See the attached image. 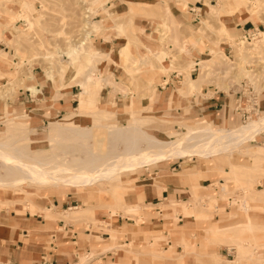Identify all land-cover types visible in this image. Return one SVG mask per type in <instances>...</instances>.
I'll list each match as a JSON object with an SVG mask.
<instances>
[{
  "label": "rangeland",
  "instance_id": "rangeland-1",
  "mask_svg": "<svg viewBox=\"0 0 264 264\" xmlns=\"http://www.w3.org/2000/svg\"><path fill=\"white\" fill-rule=\"evenodd\" d=\"M124 1L0 0V43L8 46L7 52L1 50L2 46H0V142H12L18 139L17 143L14 144L15 147L19 148L22 145L29 146L30 144L32 152L37 147H43L51 150V152L59 153L57 149L62 146L61 144L70 143L80 144L81 146H86L87 144V148L91 150L97 147L105 153L113 152L119 154L122 153L123 143L113 140L115 138L110 132L107 133L106 131H112L113 129L120 130V132L131 130V135H134L133 128H135L139 131L144 130L148 135L159 139L170 140L186 132L187 128L185 125L193 124L192 126L194 127L221 128L224 122L228 121L230 125L225 128L230 129L264 115L263 110L257 116L251 115L247 119L242 117L243 110H246L249 114L252 109L251 96H254L258 101L261 100V102L264 100V67L261 68L262 64L255 62L253 58H247L245 62L240 64L241 66L236 67V65H233L237 61L236 54L238 53L235 43L243 39L242 36L245 32L243 30H239L237 34L230 32V27H235V23L239 24V26L237 25L238 27L245 26L246 30L252 28L249 32H255L256 39H247L244 44H249V46L256 44L259 47L257 41L261 39V36L258 33L260 31L264 32V0H245L248 4L251 3L253 5L255 3L256 12L249 13L247 16H242L238 12L223 13L219 20L215 17L207 19V13L211 5H218L222 0H198L200 3H196L197 6L206 2V7L202 8V17L209 22L207 28H200L199 23L190 28L186 27L177 23L174 18L168 17L163 12L158 15L155 12H142L141 7H151L148 4H142L138 7L130 6L127 12L120 13ZM145 1L153 2V0ZM195 2V0H188V3L192 5ZM196 10L199 9L196 8ZM33 11L38 13L39 17V21L33 24L34 27L31 28L30 26L28 28L24 23L20 25L21 21L19 19L21 18L19 17L22 13L30 12L33 14ZM14 15L17 16V19L19 18L18 21L13 20L12 17L16 18ZM30 17L32 18L33 15H30ZM232 21L233 24H231ZM93 22L95 23L93 24ZM148 22H151L154 26L152 36L159 39L158 45L153 46V48L148 44L147 35H144L142 33L143 30L139 29V27H143ZM220 22L227 26L228 35L231 38L226 34H220L218 31ZM7 31H10V34ZM79 41H84L85 43L79 47L78 53L67 57V51ZM101 45L102 47L105 45L110 46V50L112 48L116 49L112 54L119 59V62L113 64V66L118 67L123 74L129 75V81L125 80L123 83L116 81L111 75L106 77L101 75L100 69L103 61L111 62L109 61L111 53L106 54L99 51ZM129 45L132 48L131 52ZM182 45L185 47L186 53L181 51ZM146 46L150 48L151 52H156L159 49L164 50L167 53V60L158 62L155 58L156 56L154 57L146 51ZM124 47L127 49L126 55L121 53ZM212 48L221 50V58L210 57L209 53ZM192 49H195L193 52L194 57L189 55ZM15 54H17L19 59L16 64H13ZM85 57L89 59L86 60ZM207 58H210V60L205 61L206 66L199 68L196 65L194 67L195 71L191 75L188 67L189 59L192 61H203ZM78 59L80 62L76 61ZM161 65H165L167 68L160 69ZM16 66L18 67L16 68ZM152 68L160 70L166 76L173 71L180 73L181 83L173 82L175 87L184 83L187 74L190 73L191 77H198L200 84L202 83L200 89L192 92H179L178 95L187 98L191 95H201L202 87H204L207 90V95L212 94L214 91H219L225 95L229 99L230 107L224 111V116L223 114L222 116H213L216 123L214 126L202 124L201 122L182 123L180 121L183 120L180 118L163 117L162 114L164 112L155 113L152 111L146 113V110L150 109L142 106L145 104L144 100L149 99L152 94L149 87L150 70ZM86 75H92L93 79L87 82V94L82 95L85 112L77 118H79L81 126L91 127L95 124L100 129L99 131L101 132L94 131L95 133H100L97 140L93 139L92 141L88 138L79 140L71 136H58L54 140L48 141L46 134L49 122L60 120L63 115L57 116L43 113L47 116V119L43 121L35 119L32 114L33 111H29L34 118L32 120L28 114L22 112L23 110H30L31 106L24 105V107H20L15 103L20 92L31 85L36 86L38 89L43 87L44 95H48L52 90H57L61 96L68 94L69 98L73 100L67 109V114L64 115L68 116L75 113L80 107L81 102L78 100V94L81 91V87L79 83L84 80ZM154 75L156 74L154 73ZM118 80H121V77ZM243 83L250 87L251 94L246 91L247 88L243 86ZM105 85H111L116 92L121 94H126L128 91L131 92V95L134 93V107L137 112L131 111L130 113L126 112L128 114L117 115L115 106H113V111L104 112V109L102 110L101 108L108 106L105 102L102 103V106L97 103L94 104L96 101L98 102V100L95 101V98ZM39 97V99H44L43 95H39ZM169 107L174 106L171 105ZM140 117L149 118V120H143ZM9 118H12L14 122L27 125L28 128L21 133L15 132L9 136V133H7L9 129L7 120ZM135 119L138 121H135ZM137 135L139 136L140 133H135L134 136L137 138ZM28 138L31 140L28 141ZM252 138L242 142L238 149L243 150L247 147L252 148L255 146H259L258 149L260 150L264 148V131L257 133ZM110 146L111 148H109ZM52 147L55 150H52ZM54 153L49 156H53ZM228 155L229 153L225 151L209 157L211 160L205 168L212 173V186L208 187L209 191L201 197L198 188H196L197 186L193 183L190 189L193 195V205L190 208L187 204H185V208L176 205L175 212L164 213L163 205L161 206L163 212H161V216L174 222L173 226L167 229V237L162 234L163 231H146L144 233L147 237L145 236L141 243H138L137 240L134 242L136 238L134 234V237L126 244L124 242V231L118 229L121 233L120 238L117 245L114 246L112 244L111 247L115 253L123 252L126 254L127 262L125 264H164L163 261L165 259L170 260L166 264H183V259L184 264H229L225 263V259L232 260L236 257L235 247L233 245L229 246V244L237 241L244 248L252 249L254 252L258 251L264 255V195L261 194L262 192H252L254 189L256 191L264 189V159L250 162L243 153L233 152L232 157L235 161L230 164ZM200 159L192 155L183 159L168 158L165 162L184 160L186 165H191L198 163ZM215 163L218 165L216 169L220 170L219 174L213 168ZM152 166L156 167L157 163L148 167L137 168L133 170L134 172H122L119 178L112 181V183L119 184V188L123 185L122 193L124 196L137 183V178L143 172V169H148ZM120 177L123 182H121ZM218 178L222 179V181L218 182ZM106 186V183L99 182L83 187L84 191H80L83 195L91 194L89 198L87 197V200L89 205L95 210V215L88 213L83 217L74 219V216H70L64 211L59 216L73 218L70 221L77 224L80 223L84 227L90 225L91 229L95 230H98L97 227L99 225L108 235H110L111 228L100 222L97 217L98 212H102L104 215L111 214L113 215L112 218L115 219L117 212L121 211L123 216L134 219L137 224L141 222L148 223L150 216H154L156 219L159 218V213L150 214L152 212L151 209H153L150 205H138L140 207L139 210H131L129 206L125 205L121 206L117 203L119 190ZM214 188H216V192L213 191ZM76 189L81 188L66 185L44 187L27 183L24 190L32 191L33 193H24L16 187H0V197L3 202L0 210L6 212L8 216L11 212L22 216H24L25 212H29L32 215L27 209V204L36 201L46 204L51 197L57 196L59 198L63 194H72L79 201L78 194L73 191ZM64 190L65 192H63ZM250 196H253L254 200ZM261 197L263 201L260 199ZM79 203L80 201L77 205ZM243 203L246 204L247 210L242 206ZM48 205L47 207L52 208V213H54L56 210L52 202ZM66 209L67 207L63 208V210ZM42 210L45 213L43 216L46 219H51L47 209ZM179 213L183 215L184 220L189 219L192 215L196 219V227L194 229L185 228L184 226L175 227L178 220L177 214ZM247 216L250 217L251 222L254 224L253 227L244 224ZM65 221L69 222V220ZM211 225L214 227L213 230L208 228ZM222 226H229L225 235L220 233V231L215 232L216 229L218 230ZM164 229L166 230V228ZM170 229L178 231L181 229L183 234L181 240L179 238H171L169 236ZM201 233L204 234L205 239L201 237ZM157 237L163 241L156 242ZM96 239L104 243L106 236H98ZM167 241H171V246H168ZM152 243H155L158 248L159 255L157 254V256L151 254L146 248L147 245ZM177 245L182 247V252L177 253ZM101 251L104 252L105 249L101 248ZM93 255H95V251L83 254L78 253V258L70 261L69 264H86ZM244 259L240 264H258L250 256L246 255Z\"/></svg>",
  "mask_w": 264,
  "mask_h": 264
},
{
  "label": "crops",
  "instance_id": "crops-1",
  "mask_svg": "<svg viewBox=\"0 0 264 264\" xmlns=\"http://www.w3.org/2000/svg\"><path fill=\"white\" fill-rule=\"evenodd\" d=\"M117 1L122 2L123 0ZM195 1L196 2L193 5L191 3H187V9L182 10L178 7L181 0H153L154 3L145 0H125L120 13L127 12L130 6L138 7L142 4L154 5L157 2H166L170 13L176 22L190 28L198 23L195 20V15L198 14L202 16V8L206 7V2L197 6L196 3L200 2L198 0ZM190 8H192L194 12H192ZM196 8L199 10H196ZM231 24H233V21ZM234 25L236 26L230 27V32L232 34H237L239 30H246L243 25L242 27H238V23H235ZM225 27L227 28L226 25ZM153 28L154 26L151 22L146 23L143 27H139V29L143 30L142 33L147 35V41L149 42L148 44L151 45V48L159 43V39L152 36ZM7 32L10 34V31ZM0 46H2L1 50L7 52L6 50L8 49V46L6 44L0 43ZM129 49L131 52V45H129ZM115 50L116 49L113 48L110 50V46L105 45L102 47L101 45L99 51L106 54L111 53L109 59L111 62H107V60L103 61L100 69L101 75L103 77L111 75L116 81L124 83L125 80H130V76L125 75V73L123 74L118 67L113 66V64L119 62V59L112 54ZM194 50L195 49H192L190 51L189 55H191V57H194ZM194 71V69L191 70V75ZM150 72L151 77L149 80V87L152 94L149 99L144 100L145 104L142 106L146 109H150L146 110V113H150L152 111L155 113L164 112V114H162L163 117L173 119L180 118L183 120L180 121L182 123L190 124L193 122H201L202 124L214 126L216 123L213 116H222V114L224 116V111L230 107L229 99H227L225 95L221 94L219 91H214L212 94L207 95V90L204 87H202L201 95H191L188 98L178 95L177 89L181 85L175 87L173 82L181 83V77L180 75H175L176 71H173L168 76L162 74L160 70H155L153 68ZM153 72L156 75H154ZM191 75H189L190 78H193ZM119 76L121 77V80H118L120 78ZM194 79H198V77ZM157 80H159V82H157ZM201 85L202 83L199 85L197 90L200 89ZM43 90L44 88L40 87L39 92L33 94L26 88V90L20 92L15 103L20 107L30 105V110H23L22 112L28 114L32 120L35 118L44 121V119H47V116L44 114L57 116L66 115L67 109L73 102V100L69 98L68 94L61 96L57 90H52L48 93V95H44ZM39 95H43L44 99H39ZM134 99V93L132 95L131 92L121 94L120 92H116L111 85H105L95 98V101L98 100V102L96 101L94 104L97 103L102 106V103L105 102L108 106L101 108L102 110L104 109V112L113 111V106H115L117 115H122L128 114L126 112L130 113L131 111L137 112V109L134 107ZM263 103L264 100L262 102L260 100L257 105L259 113L264 110ZM171 105L174 107L170 108L169 106ZM29 111H33L32 114L34 115V118ZM140 118L147 121L149 120V118ZM229 125L230 123L225 121L223 126L227 127ZM192 155L198 157L196 154H184L181 156L171 155L148 165L140 166L148 167L157 163L156 167H149V171H147V168H144L143 172H141L137 178V183H135L124 196L122 193L123 185H121V188L118 189L119 194L117 203L121 206H129L131 210H139L140 207L138 205H150L153 207L150 214L159 213V218L156 219V217L150 216L148 223L141 222L140 224H137L134 219L123 216L121 211L117 212L115 219L112 218L113 215L108 213L109 211L107 212L109 215H104V213L98 212L97 217L100 222L105 223L106 226H110V235L104 232L99 225L97 227L98 230H95L91 229L90 225L84 227L82 224L80 225V223L77 224L70 221L73 218H63L59 216L61 213H64V207H67L66 210L80 207L85 212L95 215V210L91 205H89L87 200V197L89 198L91 194L83 195L80 192L81 190L84 191V188L73 190L79 196L80 203L78 205L77 203L79 201L77 197L72 194H63L59 196V198L57 196L51 197L50 200L48 199V203L46 204L40 203L39 201L27 204V209L32 213V215L29 212H25L24 216L11 212L8 216L6 212L0 210V264H69L70 261H74L78 258V253L83 254L89 253L90 251H95V255L91 256L86 264H125L127 262L126 254L123 252L115 253L111 247L112 244H114V246L117 245L120 238L121 233L118 229L124 231V242H126V244L134 237V234L136 235L134 242L137 240L138 243H141L144 240V237H147L144 233L146 231H163L162 234L167 237V229L172 227L174 222L169 218L161 216L163 213L161 206L163 205L164 213L175 212L176 205L184 207L185 204H187L190 208L193 205V195L190 190L193 183L197 186L196 188H198L201 197L209 191L208 187L212 186L213 180L212 173L209 169L205 168L211 160L209 159V156L202 158L198 163H193L191 165H186L184 160L165 162L168 158L183 159L184 157H191ZM216 166H218L216 163L213 164V168L219 174L220 170L216 169ZM222 172L224 173V171ZM120 180L123 182L121 177ZM221 181L222 179L218 180V182ZM213 191L216 192V188H214ZM63 192H65V190ZM50 201L55 207L56 211L54 213H52V208L47 207V205L51 203ZM2 204L3 202L0 197V206ZM42 209H47L49 215H51V219H46L43 216L45 213ZM79 217L83 216L74 217V219ZM177 218V225H175V227L184 226L185 228L194 229L197 225L196 219L192 215L189 219L184 220L183 215L179 213L177 214ZM65 220H69V222ZM164 228H166V230ZM170 230L169 236L171 238H179L181 240L183 237L181 229H179V231L175 229ZM98 236H106V239L103 241L104 243L96 239ZM201 237L204 238L203 233H201ZM159 241L163 240H160V238L157 237L156 242ZM167 244L168 246H171V241H167ZM101 248L105 249V251L100 252ZM146 248L151 254L156 253L159 255L158 248L155 243L147 245ZM164 249H166V247H164ZM176 250L177 253L182 252V247L177 245ZM167 262H170V260L165 259L163 261L164 264ZM182 262L184 264V259Z\"/></svg>",
  "mask_w": 264,
  "mask_h": 264
},
{
  "label": "bare ground",
  "instance_id": "bare-ground-1",
  "mask_svg": "<svg viewBox=\"0 0 264 264\" xmlns=\"http://www.w3.org/2000/svg\"><path fill=\"white\" fill-rule=\"evenodd\" d=\"M187 3L188 0H181V3H179L178 7L182 10H185ZM254 4H248L245 0H222L218 5H211V8L207 13V19H212L215 17L219 20V17H221L223 13L233 12H238L242 16H247L249 13L256 12V7ZM141 11L144 13L155 12L157 13V15L160 12H163L168 17L173 18L170 13L169 7L165 2H157V4L151 5L150 8L141 7ZM30 15H33V17L31 18ZM12 18L13 20L17 21L19 18H21L19 19V21H21L20 25H23L24 23L28 28H30V26L31 28L34 27L33 24L39 21L38 13H35L34 11L33 14H31L30 12H23L18 19L17 16L16 18ZM94 23L95 22H93V24ZM208 23L209 22L206 21L204 17H199L200 28H207ZM218 31L220 32V34H226L229 38H231L230 35H228L229 31L225 27L224 23L220 22ZM258 34L259 36H261V39L257 41V43H259V47H257L256 44H254L253 46L244 44L246 40H244L243 36V39L235 43L238 53L236 54L237 61L234 62L233 65H236V67L241 66L240 64L245 62L247 58H253L255 59V62L262 64L261 68L264 67V32L260 31ZM255 39L256 37H254L252 40ZM83 43L85 42L79 41V43L70 47L67 53L65 52L67 57L76 55L78 53L79 47ZM146 51L152 54L154 57L156 56L155 58L158 60V62L165 61L168 58L167 53L164 50L159 49L156 52H151L146 46ZM181 51L183 53H186L185 47L183 45L181 46ZM220 51L212 48L209 55L212 58H221ZM126 52L127 49H125L124 47L121 53L122 55H126ZM92 55L94 54L92 53ZM85 58L86 60L89 59L87 57ZM18 59L19 58L17 54H15L13 64H16L18 62ZM208 60H210V58H207L203 61H192L189 59V71L193 70L196 65L199 66V68H204L206 66L205 61ZM76 61L80 62L79 59ZM17 67L18 66H16V68ZM166 68L167 66L165 65L160 66V69ZM92 75H86L84 80L79 83L81 91L78 94V100L81 102V104L77 111L68 116H63V118L60 120L49 122L46 134V139L48 141H52L55 137L58 136H71L79 140L87 138L91 139L92 141L93 139L97 140V137L100 133L95 132L99 131L100 129L97 128L95 124H93V126L91 127L81 126L79 124V118H77L79 117V115H82L85 112L84 98L82 95L87 94L86 85L89 80L93 79L91 77ZM189 75L190 73L187 74L186 80L177 89L178 94L179 92H192L198 89L200 80L190 78ZM27 89L33 94L39 92V89L33 85L28 86ZM135 121L138 120L135 119ZM7 122H9V129L8 132L7 130L5 131L9 133V136L15 132L21 133L28 128L25 124L14 122L12 118H9ZM192 125L193 124L185 125L187 128L186 132H184L182 135H179V137L170 140L159 139L152 135H148L144 130L139 131L135 128H133L134 135L135 133H140L139 136L137 135V138L133 134L131 135V130H126L124 132H120V130L118 131L115 129H113L112 131H106L107 133L110 132L113 138H115L113 140L123 143L122 153L119 154L113 152L105 153L97 147L91 150L87 148V144L86 146H84L83 144V146H81L80 144L76 145L70 143L65 145L61 144L62 146L57 149L59 150V153H54L49 149H44L43 147H37L36 150L32 152L30 150V144L29 146L22 145L17 148L14 144L17 143L18 139L13 140L12 142H0V187H16L20 189L19 191L28 193L29 191L24 190V187L27 183H30L32 185H41L44 187H57L58 185H66L69 187L83 188L102 182L106 183L107 186L116 188V190H118L119 184L112 183V181L119 178L120 173L125 171H133L140 166L148 165L171 155L181 156L184 154H196L199 158L202 159L206 158L207 156L210 157L220 152L223 153L226 151L229 153L228 160L230 164L235 161L232 157L233 152L243 153L250 162L264 159V148L260 150L258 149L259 146H255L252 148L247 147L243 150L238 149V146L242 142L246 141L247 139H253L252 137L254 135L261 131H264V115L258 116L255 119H252L244 124L230 129L225 127L212 128L208 126L194 127ZM30 140L31 139L28 138V141ZM109 148H111V146ZM51 149L55 150V148L53 147ZM53 153L54 155L50 157L49 155ZM252 192H262L261 194L264 195V189L259 191H256L254 189L252 190ZM29 193L33 192L30 191ZM250 198L254 200L253 196H250ZM260 199L263 201L262 197ZM242 206L247 210V206L245 203H243ZM65 213L74 217L85 216L88 214L80 207L72 208L71 210H65ZM244 224L250 227H253L254 225L251 222L249 216H247L246 222ZM208 228L212 230L214 229L212 225L208 226ZM228 228L229 226H222V228L218 230L215 228V232L220 231V233H223L225 235L227 234L226 232ZM232 245L235 247L236 257L232 260L225 259V263L240 264L241 261L245 260L244 257H246L247 255L248 257L250 256L251 259L258 264H264V255L262 253L258 251L254 252L252 249L244 248L242 245H240L239 241L233 244H229V246ZM153 255L157 256L156 253H154Z\"/></svg>",
  "mask_w": 264,
  "mask_h": 264
},
{
  "label": "built area",
  "instance_id": "built-area-1",
  "mask_svg": "<svg viewBox=\"0 0 264 264\" xmlns=\"http://www.w3.org/2000/svg\"><path fill=\"white\" fill-rule=\"evenodd\" d=\"M190 10L192 12H194V10L192 8H190ZM199 17H200V15H198V14L195 15V20L198 23H199ZM250 30H252V28L244 31L245 33L243 34V38L245 40H247V39H253L255 37L256 33L255 32H249ZM175 75H178L179 76L180 73L175 72ZM243 86H245L247 88L246 91H248L251 94L252 91H250V87L247 86L246 83H243ZM251 100H252V109L250 110L249 114L247 113L246 110H243V112H242V117L244 119H247V118L251 117V115H256L257 116L259 114V111L257 109V105H258L259 101L256 100V98L254 96H251Z\"/></svg>",
  "mask_w": 264,
  "mask_h": 264
}]
</instances>
